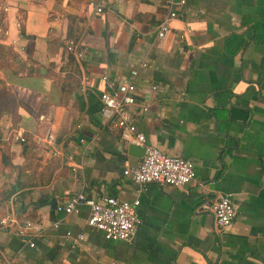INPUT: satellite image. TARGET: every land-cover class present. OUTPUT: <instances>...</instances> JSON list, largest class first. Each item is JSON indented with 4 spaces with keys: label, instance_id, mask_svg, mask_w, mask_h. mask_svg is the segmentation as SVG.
I'll return each instance as SVG.
<instances>
[{
    "label": "crops",
    "instance_id": "1",
    "mask_svg": "<svg viewBox=\"0 0 264 264\" xmlns=\"http://www.w3.org/2000/svg\"><path fill=\"white\" fill-rule=\"evenodd\" d=\"M169 8L178 15L158 37ZM65 37L80 41L89 90ZM131 69L149 102L134 121L149 143L193 160L185 185L138 188L122 172L142 155L128 153L100 93L104 75ZM79 190L138 197L133 237L105 238L86 203L67 216L48 204ZM216 191L237 210L219 233L199 208ZM11 209L17 222H0L10 264H264V0H0V219ZM26 220L43 226L34 246L18 233Z\"/></svg>",
    "mask_w": 264,
    "mask_h": 264
},
{
    "label": "built area",
    "instance_id": "2",
    "mask_svg": "<svg viewBox=\"0 0 264 264\" xmlns=\"http://www.w3.org/2000/svg\"><path fill=\"white\" fill-rule=\"evenodd\" d=\"M184 3L185 0H179ZM100 10L101 7H97ZM178 15L175 8L169 10L155 23L156 35L162 37L169 29L170 19ZM182 36V35H181ZM64 46L68 53L73 55L75 61L81 67L83 48L80 41L65 37ZM141 66L147 65L142 61ZM137 75L138 69H131L129 75L124 79L114 82L106 75V88L100 93L101 111L109 110L113 115L112 124L120 129V136L126 142H133L144 146V153L141 160L136 164H131L126 159V165L122 172L130 176L131 180L138 188L155 182L167 185H185L196 177L193 160L190 157L173 154L164 151L159 146L149 143L144 132L134 121L135 116H143L149 108V102L138 100L137 98ZM80 86L82 90H89L94 86V79L91 74L82 69L80 75ZM155 91L156 86L150 87ZM135 106V108H134ZM15 138L23 141L21 133ZM45 141L50 145L51 153L56 155L59 148L55 146V136L48 133ZM86 203L89 206L87 224L100 230L107 239L129 240L133 237L138 223L137 207L139 198L121 199L114 194H100L98 196H88L84 190H79L70 195L67 199L58 201L55 209L67 216L77 211L80 204ZM200 209H209L213 215L212 228L216 232H221L225 226L232 223L237 216L230 194L216 191L210 201H204L199 206ZM0 222L4 225L16 223L17 219L11 209L4 215ZM56 220L53 226H58ZM18 233L22 235L30 246L35 245V239L43 233V226L35 220H26L18 227ZM83 232H80L77 239H82ZM7 258L0 260V264H10Z\"/></svg>",
    "mask_w": 264,
    "mask_h": 264
},
{
    "label": "water",
    "instance_id": "3",
    "mask_svg": "<svg viewBox=\"0 0 264 264\" xmlns=\"http://www.w3.org/2000/svg\"><path fill=\"white\" fill-rule=\"evenodd\" d=\"M127 151H128V153L131 154V155H134V156H141V155H143V153H144V146L137 145V144H135V143H133V142H129V143H128V146H127ZM44 197H48V195L45 194ZM20 202H21V199H20ZM30 203H34V202L31 201ZM56 203H57V201H56V198H55V197H50V198L48 199V204H49L52 208H55ZM27 206H28V204H27V205H26V204H25V205H22V206L20 207V210H22L24 207H27Z\"/></svg>",
    "mask_w": 264,
    "mask_h": 264
}]
</instances>
